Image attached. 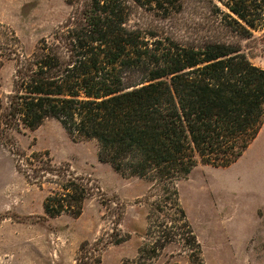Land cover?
<instances>
[{
	"label": "trees",
	"instance_id": "1",
	"mask_svg": "<svg viewBox=\"0 0 264 264\" xmlns=\"http://www.w3.org/2000/svg\"><path fill=\"white\" fill-rule=\"evenodd\" d=\"M65 2L71 7L66 20L23 60L15 59L12 93L0 105V133L35 129L52 118L73 141L94 140L98 160L121 176L171 189L186 242L203 264L175 184L197 164L233 163L263 123L264 69L251 63L240 43L259 26L264 30L257 23L264 20L263 0L225 3L235 15L231 42L162 47L128 24L139 0ZM33 156L45 157L50 167L42 171L62 180L43 200L45 216H78L91 187L68 165L52 163L47 152ZM40 170L19 171L42 186Z\"/></svg>",
	"mask_w": 264,
	"mask_h": 264
},
{
	"label": "rangeland",
	"instance_id": "2",
	"mask_svg": "<svg viewBox=\"0 0 264 264\" xmlns=\"http://www.w3.org/2000/svg\"><path fill=\"white\" fill-rule=\"evenodd\" d=\"M225 3L231 6V0H139L128 24L153 46L231 42L232 13ZM70 11L65 0H0V105L12 93L15 59L23 60L41 38H50ZM240 43L251 63L264 69V30L259 26ZM38 151L56 165H68L91 187L78 216H45L43 200L62 180L42 171L50 166L45 157L33 156ZM21 168L41 169L42 186L29 183ZM175 188L203 264H264V119L237 160L226 167L197 164ZM171 191L116 173L98 160L94 140L73 141L52 118L35 129L5 130L0 133V264L94 259L95 264H199ZM120 238L125 240L115 242Z\"/></svg>",
	"mask_w": 264,
	"mask_h": 264
}]
</instances>
